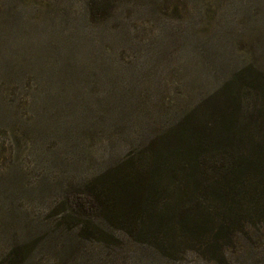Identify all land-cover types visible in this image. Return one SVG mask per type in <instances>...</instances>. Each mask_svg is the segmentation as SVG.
I'll list each match as a JSON object with an SVG mask.
<instances>
[{"label":"rangeland","instance_id":"374dc122","mask_svg":"<svg viewBox=\"0 0 264 264\" xmlns=\"http://www.w3.org/2000/svg\"><path fill=\"white\" fill-rule=\"evenodd\" d=\"M125 6L154 12L131 44L97 43L70 0H0V264H264V230L217 260L183 247L168 258L75 205L235 72L264 80V0Z\"/></svg>","mask_w":264,"mask_h":264},{"label":"trees","instance_id":"16d2710c","mask_svg":"<svg viewBox=\"0 0 264 264\" xmlns=\"http://www.w3.org/2000/svg\"><path fill=\"white\" fill-rule=\"evenodd\" d=\"M70 2L81 4L77 20L97 43L110 37L131 44L136 18L154 13L126 11L125 3L142 9L144 0ZM248 69L143 141L114 168L111 187L92 185L94 192L79 195L84 199L75 205L106 212L110 223L168 258L183 247L217 260L236 239L248 248L252 231L264 230V80ZM86 224L82 237L91 238L98 230ZM17 251L18 246L9 257Z\"/></svg>","mask_w":264,"mask_h":264}]
</instances>
